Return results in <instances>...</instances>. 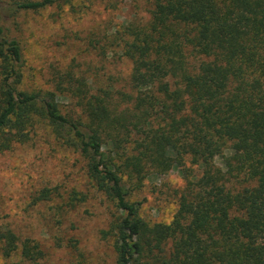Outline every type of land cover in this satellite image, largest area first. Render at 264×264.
Instances as JSON below:
<instances>
[{
	"label": "trees",
	"instance_id": "1",
	"mask_svg": "<svg viewBox=\"0 0 264 264\" xmlns=\"http://www.w3.org/2000/svg\"><path fill=\"white\" fill-rule=\"evenodd\" d=\"M76 1L0 3V154L44 122L84 157L119 212L116 264H264V0H151L147 22L87 44L129 61L126 87L94 88L71 70L51 88L27 87V57L6 23ZM175 170L186 185L173 221L145 222L134 192ZM0 243L7 257L42 264L34 241L7 230Z\"/></svg>",
	"mask_w": 264,
	"mask_h": 264
},
{
	"label": "rangeland",
	"instance_id": "2",
	"mask_svg": "<svg viewBox=\"0 0 264 264\" xmlns=\"http://www.w3.org/2000/svg\"><path fill=\"white\" fill-rule=\"evenodd\" d=\"M12 1L0 3L7 7ZM150 2L77 0L75 11L65 6L9 19L6 25L27 57V87L51 88L53 75L67 70L94 88L126 87L129 61L117 53L105 57L87 44L109 30L116 34L127 22H147ZM71 109L66 101L64 110ZM185 185L177 170L153 175L132 199L142 203L145 222L170 224L178 210L177 192ZM118 215L115 202L96 189L84 157L58 143L46 123H39L27 143L0 154V233L11 230L37 243L42 264H116ZM0 264L29 263L0 251Z\"/></svg>",
	"mask_w": 264,
	"mask_h": 264
}]
</instances>
